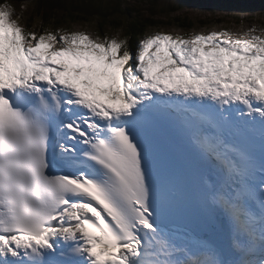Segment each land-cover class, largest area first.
Returning <instances> with one entry per match:
<instances>
[{"label":"snow or ice","instance_id":"snow-or-ice-1","mask_svg":"<svg viewBox=\"0 0 264 264\" xmlns=\"http://www.w3.org/2000/svg\"><path fill=\"white\" fill-rule=\"evenodd\" d=\"M13 11L0 264H264V34L156 33L133 53Z\"/></svg>","mask_w":264,"mask_h":264},{"label":"rangeland","instance_id":"rangeland-1","mask_svg":"<svg viewBox=\"0 0 264 264\" xmlns=\"http://www.w3.org/2000/svg\"><path fill=\"white\" fill-rule=\"evenodd\" d=\"M70 6L77 4L81 0H66ZM95 4L111 5L116 0H91ZM125 2L126 6H130L132 10L139 11V13L148 16L150 9L154 13H158L156 19L165 23L166 20H175L181 18L180 22L175 21V25H161L158 28L149 29L147 36L156 33H167L180 36H192L199 34H209L212 31L227 30L235 33L243 38V33L251 28L257 29V34H264V0H120ZM184 6L178 13H171L172 8ZM35 6L30 2L22 3L18 8H13V17L21 27L24 22L32 14ZM232 10L235 14L240 15L241 22L233 19ZM128 19L126 20V22ZM237 22V23H236ZM180 24L191 23L189 29L179 27ZM37 24V23H36ZM98 21L94 23H74L69 22L67 28H60L58 31L66 30L71 32H84L92 38H117L123 39V30L115 29L112 26H104V30H100ZM27 30V27H23ZM36 27H34L35 29ZM38 30V29H37ZM38 34H42L39 33Z\"/></svg>","mask_w":264,"mask_h":264},{"label":"trees","instance_id":"trees-1","mask_svg":"<svg viewBox=\"0 0 264 264\" xmlns=\"http://www.w3.org/2000/svg\"><path fill=\"white\" fill-rule=\"evenodd\" d=\"M22 1L0 0V5L7 3L12 5L13 8H18ZM183 8L184 6L178 4L172 8L171 13H178ZM147 13L149 15L145 16L139 13L138 10H132L130 6H126L125 2L120 0H116L111 5L95 4L91 0H81L72 6L66 0H37L26 26L27 30L43 33L45 30L57 32L62 27L67 28L69 22L94 23L98 21L100 30H104V26L108 25L118 30L122 29L123 39L128 38L129 49L134 53L140 41L146 37L149 29H156L161 25H170L171 23L175 25V21L180 22L181 20V18H175L173 22L172 20H166L163 23L156 19L158 13H154L152 9ZM232 16L237 22L242 21L240 15L235 14L233 10ZM187 26L191 27L192 25L188 23ZM34 27L36 28L34 29ZM179 27L187 28L185 23H179Z\"/></svg>","mask_w":264,"mask_h":264},{"label":"water","instance_id":"water-1","mask_svg":"<svg viewBox=\"0 0 264 264\" xmlns=\"http://www.w3.org/2000/svg\"><path fill=\"white\" fill-rule=\"evenodd\" d=\"M224 240H225V242H226V238H225Z\"/></svg>","mask_w":264,"mask_h":264}]
</instances>
